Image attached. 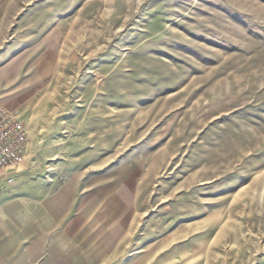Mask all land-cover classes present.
<instances>
[{
	"label": "rangeland",
	"instance_id": "rangeland-1",
	"mask_svg": "<svg viewBox=\"0 0 264 264\" xmlns=\"http://www.w3.org/2000/svg\"><path fill=\"white\" fill-rule=\"evenodd\" d=\"M0 8L21 197L82 204L84 264H264V0Z\"/></svg>",
	"mask_w": 264,
	"mask_h": 264
},
{
	"label": "crops",
	"instance_id": "crops-1",
	"mask_svg": "<svg viewBox=\"0 0 264 264\" xmlns=\"http://www.w3.org/2000/svg\"><path fill=\"white\" fill-rule=\"evenodd\" d=\"M2 17L0 8V48L4 45ZM2 83L0 74V88ZM1 103L0 106L15 108ZM28 152L29 143L27 159ZM28 165L26 160L12 188L0 185V191L10 189L12 193L8 199L0 198V264H84L78 250L93 243L96 235L89 217L78 210L82 204L31 193L21 197L26 190L36 192L24 184L27 177L23 173Z\"/></svg>",
	"mask_w": 264,
	"mask_h": 264
},
{
	"label": "built area",
	"instance_id": "built-area-1",
	"mask_svg": "<svg viewBox=\"0 0 264 264\" xmlns=\"http://www.w3.org/2000/svg\"><path fill=\"white\" fill-rule=\"evenodd\" d=\"M29 128L18 109L0 106V185H13L27 160Z\"/></svg>",
	"mask_w": 264,
	"mask_h": 264
}]
</instances>
